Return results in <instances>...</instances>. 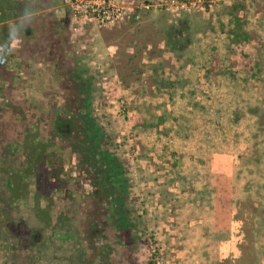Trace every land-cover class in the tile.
Returning <instances> with one entry per match:
<instances>
[{
	"label": "rangeland",
	"instance_id": "374dc122",
	"mask_svg": "<svg viewBox=\"0 0 264 264\" xmlns=\"http://www.w3.org/2000/svg\"><path fill=\"white\" fill-rule=\"evenodd\" d=\"M129 5L101 28L72 22L92 116L126 182L124 259L264 264L250 242L264 245L253 224L264 196V0ZM170 29L188 37L175 51Z\"/></svg>",
	"mask_w": 264,
	"mask_h": 264
},
{
	"label": "flooded vegetation",
	"instance_id": "af4514ba",
	"mask_svg": "<svg viewBox=\"0 0 264 264\" xmlns=\"http://www.w3.org/2000/svg\"><path fill=\"white\" fill-rule=\"evenodd\" d=\"M72 31L63 0H0V264H128L124 173Z\"/></svg>",
	"mask_w": 264,
	"mask_h": 264
},
{
	"label": "built area",
	"instance_id": "2783aa9c",
	"mask_svg": "<svg viewBox=\"0 0 264 264\" xmlns=\"http://www.w3.org/2000/svg\"><path fill=\"white\" fill-rule=\"evenodd\" d=\"M68 7L72 22L101 28L124 18L132 0H63ZM129 3V4H128Z\"/></svg>",
	"mask_w": 264,
	"mask_h": 264
},
{
	"label": "trees",
	"instance_id": "16d2710c",
	"mask_svg": "<svg viewBox=\"0 0 264 264\" xmlns=\"http://www.w3.org/2000/svg\"><path fill=\"white\" fill-rule=\"evenodd\" d=\"M183 21V22H182ZM187 24L188 23V20L186 18H183L181 19V24ZM182 30V28H181ZM180 29L177 30V38H180L183 36V33ZM173 29H170V31H168V33L166 32L167 34V46L171 49V50H177L180 48V46H183L181 45V43L185 42V40H187V36L185 37V40L184 41H175V36L172 35L173 33ZM2 215V214H1ZM253 216H254V221H253V224H254V234L255 236H258L260 234H262V232H264V196L261 197L260 199V202H259V205L257 207H255L253 209ZM6 221L5 219L2 218V220H0V237L3 238L4 237V234L6 233V225H5ZM256 243V247H255V254L254 256H261V255H264V245H259V241H255Z\"/></svg>",
	"mask_w": 264,
	"mask_h": 264
},
{
	"label": "crops",
	"instance_id": "0c3cea01",
	"mask_svg": "<svg viewBox=\"0 0 264 264\" xmlns=\"http://www.w3.org/2000/svg\"><path fill=\"white\" fill-rule=\"evenodd\" d=\"M229 242V243H228ZM231 242V243H230ZM251 244H255L254 241H250ZM218 249L220 252H225L224 254H230V252L232 254L236 253V252H233L234 249L232 248V241H219L218 244ZM233 246H235V243H233ZM255 254V253H254ZM251 257H253V251L251 250Z\"/></svg>",
	"mask_w": 264,
	"mask_h": 264
},
{
	"label": "clouds",
	"instance_id": "9594fccd",
	"mask_svg": "<svg viewBox=\"0 0 264 264\" xmlns=\"http://www.w3.org/2000/svg\"><path fill=\"white\" fill-rule=\"evenodd\" d=\"M17 31H18V29H17L16 26H10V28H9V38L10 39H14L16 37V35H17Z\"/></svg>",
	"mask_w": 264,
	"mask_h": 264
}]
</instances>
